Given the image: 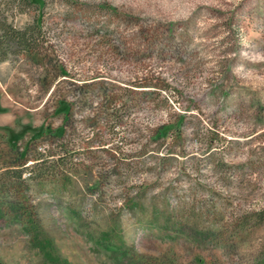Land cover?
<instances>
[{
    "label": "rangeland",
    "instance_id": "374dc122",
    "mask_svg": "<svg viewBox=\"0 0 264 264\" xmlns=\"http://www.w3.org/2000/svg\"><path fill=\"white\" fill-rule=\"evenodd\" d=\"M43 1L0 61V263L264 264V0Z\"/></svg>",
    "mask_w": 264,
    "mask_h": 264
},
{
    "label": "trees",
    "instance_id": "16d2710c",
    "mask_svg": "<svg viewBox=\"0 0 264 264\" xmlns=\"http://www.w3.org/2000/svg\"><path fill=\"white\" fill-rule=\"evenodd\" d=\"M9 3H12L13 5H17L19 7V11L21 12L22 8L25 7H31L34 10V14L32 16V19L30 23L25 24L21 28L15 27L12 22H10L6 17L3 15V13L0 11V61H4L7 59L9 54H14V55H19V54H25L29 57H34L37 55L38 51L36 50L37 48V40L38 38H41V10L43 8V0H6ZM1 2V0H0ZM143 87V86H140ZM143 92V90H140ZM165 99L163 102L165 103ZM115 113V112H114ZM116 116L113 115V119ZM182 121L181 120H176L174 126H169L166 124H162V128L165 129V133L168 134L170 131L172 133L176 132L175 134L178 135V128L181 125ZM172 127V130H171ZM64 147V145H59V149ZM63 150V149H61ZM57 159L53 162H61L62 156L57 153ZM33 161L38 160V158L32 159ZM37 162L29 163V166L26 168L24 167L21 168H16L12 169V171L5 172V174H9L13 179H16L18 181H21V175L24 173V171H27L28 175H31L32 172V165ZM61 164V163H60ZM23 163L20 165L22 166ZM264 219V214L263 212H256L254 213V218L252 223H258L259 221H262ZM28 223V222H27ZM34 244L40 249H44L45 243L41 244L39 241L35 240L33 241ZM1 264V263H0Z\"/></svg>",
    "mask_w": 264,
    "mask_h": 264
}]
</instances>
